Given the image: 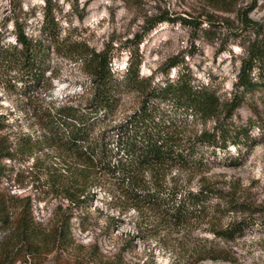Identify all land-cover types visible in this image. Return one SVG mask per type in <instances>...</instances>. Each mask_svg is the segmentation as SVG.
<instances>
[{
	"label": "rangeland",
	"instance_id": "1",
	"mask_svg": "<svg viewBox=\"0 0 264 264\" xmlns=\"http://www.w3.org/2000/svg\"><path fill=\"white\" fill-rule=\"evenodd\" d=\"M45 1L0 0V36L4 42H15L12 31L16 19L25 35L44 39L41 25ZM250 1L238 0L235 9L247 7ZM50 3L60 49L57 51L52 43L47 54L41 55L42 75L34 78L25 70L7 69L0 63V115L6 124L0 133L16 148L14 159L3 161L6 169L0 182L12 221L0 229V249L8 247L10 264L79 261L187 264L199 240L230 248L241 264H264V224L246 227L230 242L216 239L209 229L213 224H226L240 214H224L219 208H211L197 221L192 215L184 223L167 225L160 214L126 196L131 186H125L120 174L114 177L105 171L99 173L96 166H89V173L82 172L83 165L88 163H83L77 153L53 144L51 132L43 128V115L50 107L82 105L88 97V78L80 58L62 55L63 44L73 42L95 51L109 47L113 54L111 64L118 75L125 71L130 52L136 47L141 58L139 74H154L158 81L166 76L159 71L163 64L177 56L180 61L168 71L170 77L188 71L192 84L203 85L215 90L221 98H229L246 55L243 43L249 35L248 32L236 34L240 26L237 11L216 10L207 0H50ZM209 15L214 17L213 25L208 24ZM249 17L264 21V1H257ZM192 19L203 23L196 29L186 22ZM253 92L247 99L258 107L260 120L242 105L232 121L222 118L219 122L220 128L223 125L228 134L234 135L236 127L251 120L247 144L230 145L226 151L216 149V159L200 170L177 165L146 170L142 174L147 186L196 190L204 179L205 183L225 191L234 186L240 200L256 205L264 203V86ZM121 95L113 117L94 130L97 147L107 142L104 136L102 142L100 132L120 122L137 105L136 94L122 92ZM214 124L210 120L204 125H191L186 128V134L202 128L213 132ZM237 154L240 164L231 165L230 156ZM84 173L92 177V184L84 186L83 194L77 193L71 201L65 197L66 191L81 189ZM23 209L36 227L35 239L39 244L36 254L13 234ZM62 218L68 219L67 228L63 229L66 240L58 238L56 232ZM198 264L215 263L202 260Z\"/></svg>",
	"mask_w": 264,
	"mask_h": 264
},
{
	"label": "trees",
	"instance_id": "2",
	"mask_svg": "<svg viewBox=\"0 0 264 264\" xmlns=\"http://www.w3.org/2000/svg\"><path fill=\"white\" fill-rule=\"evenodd\" d=\"M237 1L207 0V3L216 10L230 13L235 9ZM257 1L251 0L247 7L235 9L240 21L236 34L248 32L246 34L249 35L243 43L246 55L241 60L229 98H221L215 90L203 85L192 84L188 71L182 70L175 78L170 77L168 71L180 61L177 56L169 58L163 64L159 71L166 76L158 81L154 74H139L141 58L136 47L130 52L125 71L118 75L111 64L113 54L109 47L95 51L75 42L63 44L65 52L62 55L80 58L83 72L88 78L89 93L82 105L64 104L45 111L43 128L51 132L50 140L53 144L57 143L66 150L77 153L81 161H85L83 163H88L83 165L82 172L89 173V166H96L99 173L105 171L114 177L120 174L122 177L119 176V179L125 186H131L126 196L141 201L147 209L160 214L167 225L184 223V219L192 215H195L194 219L197 221L201 216L205 217L211 208H219L224 214H240L238 218L231 217L226 224H213L209 229L216 239L230 242L238 238L246 227L264 224V203L256 205L245 199H238L234 186L225 191L209 182L205 183L203 179L204 182L196 190L150 188L142 174L149 169L162 170L176 165L200 170L209 167L211 161L216 159V149L226 151L230 145L247 144L251 120L236 127L234 135L228 134L223 125L220 128L219 122L222 118L232 121L242 105H246L255 114L256 120H260L262 116L256 104L247 99L248 94L264 86V21L259 22L249 17V12ZM45 2L44 21L41 25L44 39L25 35L17 19L12 31L15 42L6 43L0 36V63L5 68L17 67L34 78L39 77L42 75L41 55L47 54L52 43L57 51L60 49L56 40V23L51 3L50 0ZM207 18L208 24L215 23L213 16L209 15ZM186 22L196 29L203 23L202 20L193 19ZM122 92L136 94L137 105L120 122L100 132L102 142V136L107 138V142L102 147H97L94 130L113 117ZM210 120L215 122L213 132L202 128L195 130L193 134H186L187 127L197 123L204 125ZM5 126L4 118L0 115V131ZM230 137L232 139L228 144ZM15 151L9 138L0 133V182L6 169L3 161L13 160ZM238 154L236 157L230 156L231 165L240 164ZM81 177V189H76L77 192L66 191L65 197L71 201L77 193L83 194L84 186L92 184V177L88 174L84 173ZM10 224L12 221L8 199L0 191V229ZM59 224L56 231L58 238L66 240L64 230L68 219L62 218ZM35 228L23 209L17 217L13 234L26 249L36 254L39 252V244L35 239ZM199 241L187 264H198L202 260H211L215 264H241L230 248ZM9 259L8 247L0 249V264H10ZM73 264L94 263L79 261Z\"/></svg>",
	"mask_w": 264,
	"mask_h": 264
}]
</instances>
